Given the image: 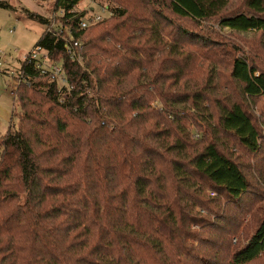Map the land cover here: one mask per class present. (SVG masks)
I'll list each match as a JSON object with an SVG mask.
<instances>
[{
  "label": "trees",
  "instance_id": "obj_1",
  "mask_svg": "<svg viewBox=\"0 0 264 264\" xmlns=\"http://www.w3.org/2000/svg\"><path fill=\"white\" fill-rule=\"evenodd\" d=\"M79 1L54 0V8L68 12ZM111 1L122 8L107 1L118 19L109 29L90 32L106 20L78 30L80 17L68 25L80 43L95 35L82 45V63L53 33L35 46L63 66L70 90L37 82L33 64H22L32 82L17 89L0 139V264H254L264 255V217L247 235L253 205H237L254 189L249 177L218 140L200 145L175 107L206 116L202 102L215 104L218 133L253 155L263 134L242 100L225 97L224 105L203 94L208 80L200 86L194 70L173 59L181 45L168 52L156 44L166 33L165 11L198 24L220 16L231 0ZM26 16L49 25L45 16ZM219 25L264 36V0H246L245 11L221 16ZM132 38L138 45H125ZM107 39L114 45H99ZM209 49L186 58L217 65L218 51ZM155 54L162 57L154 61ZM219 56L245 99L264 98V72L245 58ZM259 180L264 188V173ZM241 236L242 246L233 247Z\"/></svg>",
  "mask_w": 264,
  "mask_h": 264
},
{
  "label": "rangeland",
  "instance_id": "obj_2",
  "mask_svg": "<svg viewBox=\"0 0 264 264\" xmlns=\"http://www.w3.org/2000/svg\"><path fill=\"white\" fill-rule=\"evenodd\" d=\"M8 1L11 6L10 10L0 8V139L6 135L10 127L14 112V96L19 88L17 80L8 76V72L18 70L25 59L35 51V46L46 30L48 28L54 32L59 30L61 22L60 14L58 10L54 8V0ZM99 1L103 5L110 2L114 7H121L111 0ZM121 1L129 5L140 0ZM245 2L246 0H231L228 8L220 16L198 24L175 17L169 11H165L164 17L168 20V22H164L166 33L163 39L161 36V42L156 44L167 45L165 48L168 52L171 45H181L182 50L179 52V56L173 59L179 63V66L183 65L184 67L193 69L199 77L200 86H202V82L205 79L208 80V83H204L203 85L207 90L203 94L212 100L221 101L224 105H229L225 102V97H231L234 101L242 100L252 118L255 119L264 139V98L255 100L245 99L242 95L240 85L230 77V64H224L219 56L221 53L225 55L228 54L226 58L227 61H229L231 57L245 58L251 65L258 67L259 71L264 72V36L257 32L231 31L219 25L221 16L245 11ZM78 8L81 9L82 4H79ZM27 11L45 16L49 19V25L45 26L40 22L29 19L26 16ZM113 17H115V15H112L110 18L111 20L108 19L104 24L93 28L90 32L94 31V34L98 35L102 30L109 29L118 21V19H113ZM90 32L83 38V43H81V45L85 43V40L87 41L89 38L95 37V35L89 36ZM98 43L99 45H114L109 39L102 43ZM153 43L154 42L150 41L145 45H152ZM125 45L138 44L135 38H132ZM184 45L198 46L186 47ZM211 48L218 51V57L216 58V60H218L217 65L210 66L206 60H201L200 64L195 66L192 58H189V60L186 58L187 55L192 57L194 53H198L199 49L203 51L209 49L210 52H214L215 50ZM168 52L166 53L167 56ZM161 57V54H155L153 60H158ZM59 59L60 57H56V60ZM80 61L82 63V58H80ZM41 81L42 83L47 82L50 84L46 78L42 77V79L37 82ZM37 89L40 91L41 87H37ZM28 92L30 93L31 91L28 90ZM202 105L208 108V114H204L206 116H202L200 110L192 108L189 105L184 106V104H181L175 108L179 109L182 122L188 127L189 131L195 135V139L200 141V145L203 146L205 142H217L218 140L221 148L225 149L233 158L237 159L239 164L244 168L254 189H251L248 195L243 197V202L237 203V205H241L239 207H242V211L250 210V204L253 205V212L250 215H246L247 220L245 222L248 227L246 233L250 235L256 230L258 221L264 217V188L259 180L264 173V140L261 152L256 155L246 152L232 137L229 135L223 136L220 132L218 133L217 128H215L217 127L215 113L218 114L219 108L209 101H203ZM162 107L163 106L159 102L153 105V108L157 110H161ZM214 110L216 112H214ZM204 117L207 121H205ZM17 122L18 120L15 119L14 123ZM209 193L211 198L215 197L213 193ZM242 203L244 204L242 205ZM230 208L236 207L231 206ZM199 213L206 221L209 220L211 223L215 222L214 217H209L205 211H200ZM239 213V211H235L232 220L240 216ZM222 217L225 216L222 214L218 216L220 222ZM215 229L217 228L215 227ZM247 235L244 238H246ZM242 240V236L240 238L238 237L237 239H233L231 244L233 247L238 248L242 246ZM254 264H264V255Z\"/></svg>",
  "mask_w": 264,
  "mask_h": 264
},
{
  "label": "built area",
  "instance_id": "obj_3",
  "mask_svg": "<svg viewBox=\"0 0 264 264\" xmlns=\"http://www.w3.org/2000/svg\"><path fill=\"white\" fill-rule=\"evenodd\" d=\"M79 4H82V8L79 9ZM112 7L109 4H101L99 0H80L79 3L70 11L64 9L59 10L61 22L59 30L55 32L51 29L46 31L53 33L56 38L62 39L64 44L65 54L72 60L78 63L80 61V51L82 45L79 41L74 40L72 35L71 21L74 18L80 17L77 24L78 30L89 29L101 22L110 19L113 15ZM1 59V56H0ZM23 64L31 65L35 72H38L40 77L48 79L51 84H55L59 90L69 89L68 78L65 74L64 68L59 63H53L50 55L41 47L35 48V51L31 53L23 62ZM8 76L17 80L18 87L22 84H31V76L27 73V70L21 67L16 71H10Z\"/></svg>",
  "mask_w": 264,
  "mask_h": 264
},
{
  "label": "crops",
  "instance_id": "obj_4",
  "mask_svg": "<svg viewBox=\"0 0 264 264\" xmlns=\"http://www.w3.org/2000/svg\"><path fill=\"white\" fill-rule=\"evenodd\" d=\"M0 2H9L8 0H0Z\"/></svg>",
  "mask_w": 264,
  "mask_h": 264
}]
</instances>
